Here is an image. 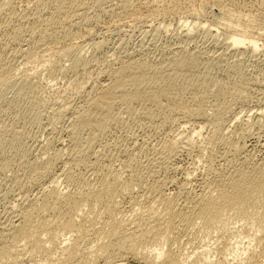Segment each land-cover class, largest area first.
<instances>
[{
  "label": "rangeland",
  "instance_id": "obj_1",
  "mask_svg": "<svg viewBox=\"0 0 264 264\" xmlns=\"http://www.w3.org/2000/svg\"><path fill=\"white\" fill-rule=\"evenodd\" d=\"M14 1L17 15L25 13L29 5L32 7L31 9L35 7L33 0ZM6 7L4 10H9L7 5ZM225 10L228 12L225 13ZM230 10L233 12L230 13ZM223 11L225 15L228 14L231 17L236 15L234 16L235 20H231L233 25L235 23L242 25L243 22L242 26H247L244 29L249 30L250 34L260 37V43H263L264 0H110L100 7L90 8L87 12L88 15L81 17L83 20H77L78 24L70 23L63 33L48 42L34 43L30 37L31 32L26 28L27 31L22 34L23 37L21 36L23 39L20 40L21 42L8 44L2 57L7 68H11L9 74L14 79V83L0 89V227L10 215L12 216V208L20 209L39 191L49 188L48 186L55 181H58L62 192L76 190V187L86 191L88 183H85V179H89V184L94 185L98 177L94 170L97 167L102 169L103 174L107 176L105 178L107 186H110L114 177L120 173L115 179L120 178L121 180H119L123 181L121 183L125 187L128 185L133 187V195L124 194L117 197H120L117 200L120 202L118 208L121 214H125V217L128 216L129 218H126L129 220L136 217L135 214L145 211L150 203L155 205L154 200L158 196L151 190L150 184L153 181L160 179L161 184L164 183L162 184L163 194L170 195L175 201L177 200L180 207L187 209L186 207L190 204L187 202L188 200L185 201L187 195L191 198H198L210 184L206 190L208 193L205 192V194H209L210 189H213L211 188L213 183L210 182L222 173L232 172L235 167L241 164L248 167L250 165V168L259 166V164L264 167V146L262 145L264 127L255 122V120H259L257 113L264 108V52H259L254 56L250 53L226 56L229 58H226L227 62L242 61L243 67L241 66L240 72H245L247 85L245 84L246 89L244 87L241 96L226 99V104L229 102V109L222 116L224 121L220 127L222 131H218L219 141L216 143L210 141L212 136H215L214 130L216 131V127H219L214 121L204 125L203 136L198 139L199 141L193 142L195 146L189 148V146L180 143V138L193 134V129L202 124L200 119L193 116L188 117L186 114L187 117H185L182 113L181 115L180 113L179 115L175 114L176 116H173L175 119L163 121L162 118L151 120L144 119L142 116L129 118L127 113L122 112L121 117L124 122L121 125L112 124L104 129L89 153L86 150L79 153L80 151L78 152L74 148L69 138L70 125L76 120L74 117H77V112L85 106L91 90L98 87L103 81L102 79H107L104 72L109 74L111 64L115 68L119 67L122 57H127L125 58L127 60L135 58L134 60L144 59V61L156 63L160 62L174 48L182 46L184 43L194 51L207 48V52L209 50L211 55L218 49V53H221L226 48V44L222 40L226 36L224 34L228 33L226 24L229 23L224 18ZM5 12L0 13L4 18L9 14L8 11ZM240 20L242 22H238ZM193 23H200L198 31H192L195 38L185 40L182 44L179 40V36H181L179 33H182V30L186 32L185 28L190 27V24L193 26ZM242 26L238 28H243ZM215 32L218 33L220 41L214 40L215 36L212 38ZM211 34L213 35L211 36ZM210 37L212 41L209 40ZM204 39L206 40L204 41ZM99 43H101L100 49L97 48ZM40 44L42 45L40 46ZM68 47L72 48L73 54L65 53L64 50ZM210 53L208 54L210 55ZM74 59H79L78 62L83 59L88 62L85 66L76 67ZM227 66L224 63L220 70L218 68L215 71L214 77L218 78L216 85L223 84L227 78L228 80L237 79V75L229 68L227 69ZM215 87L213 86L210 90L213 88V90H217L218 86ZM210 90H208L209 93H211ZM213 90L212 92H214ZM211 95L202 99V104L206 110H209V114L211 110L213 113L211 108H213L214 98ZM188 97L186 101L189 108L196 110L197 105L195 106V102L189 100L190 97ZM198 101L201 100L198 99ZM16 134L19 135L16 140H22L21 142L14 140ZM219 135L221 136L219 137ZM166 140L167 142L174 141L176 148L174 147V151H164L162 154L161 149ZM49 141L52 142L50 150H48L51 143ZM176 150L178 153L174 154ZM26 151H29L28 156L33 161H40L46 157V159H50L51 155L56 152L61 155L47 175L39 178L36 183H30L27 179L31 175L21 165L24 160H20ZM131 154L134 155V158L133 155L130 156ZM162 155L163 157L167 155L166 159ZM168 156H174V158ZM130 157L135 162L131 161ZM157 157L159 158L157 159ZM168 158L171 159V162ZM131 162L133 163L130 165ZM162 163L166 164V167ZM157 164H160V167ZM167 166L170 168L168 169ZM156 170L158 171L156 172ZM93 171L95 174H92ZM69 173L76 176L78 180L73 183L69 182L67 180ZM138 173L144 175L143 178L146 179L144 178L143 181H146L133 185V180L136 175H139ZM152 173L155 174L152 175ZM156 173L158 174L156 175ZM208 178L211 181L207 180ZM182 185L183 187H181ZM82 186L85 188L83 189ZM140 197H142V202L139 201L142 204L139 206V202L134 200L138 201ZM136 204L138 205L136 206ZM155 206L161 207L158 203ZM159 208L158 210H160ZM262 210L263 207L257 204L245 211L230 214L226 220L228 224L220 229L217 228L218 230L214 226L205 227L198 220L196 225L189 228L188 233H191L188 234L187 231H184V226L177 223L178 230L175 229L173 233L175 235L172 234L170 238L172 246L168 245L169 248L171 247L170 252L171 250L179 252L182 250L185 255L186 253L193 254V252L196 255L204 252L205 249H210L206 264H228L229 262L238 264L241 256L243 258L247 256L243 254L239 256V259L237 257V260H234L230 253L237 246V242H241L240 246L244 247L249 255V261L245 264H261L264 260V213L260 214ZM98 213L100 214L99 211ZM172 236L175 237L172 238ZM205 256L204 254L200 256L203 262ZM123 259L129 264H147L133 255H126ZM194 260L197 262V259L193 258L192 261L194 262ZM210 260L213 262L210 263ZM104 262V260H100L99 264H105ZM190 262L188 263H195ZM203 262L199 261L196 264H203Z\"/></svg>",
  "mask_w": 264,
  "mask_h": 264
},
{
  "label": "bare ground",
  "instance_id": "obj_2",
  "mask_svg": "<svg viewBox=\"0 0 264 264\" xmlns=\"http://www.w3.org/2000/svg\"><path fill=\"white\" fill-rule=\"evenodd\" d=\"M108 1L110 0H33L35 4L33 9H31L32 7L29 5L25 13L23 12V14L17 15L14 0H0V13L6 11L4 10L6 5L9 9L7 10L9 13L7 15L8 17L4 18L2 14H0V89L2 90L14 83V79H12V76L9 74L11 68H7L2 54L8 44L21 42L20 40L23 37L22 34L27 31L26 28L31 32L30 37L34 43L36 42L39 44L46 41L48 42V40L50 41L53 37L63 33L70 23H77V20H81L90 8L100 7ZM7 11L5 13H7ZM227 12L225 10V13ZM232 12L233 11L230 13ZM221 15L222 13L220 16ZM224 16L229 23L227 22L226 24L228 30L225 29L228 33L226 32L227 34H224V36H226L222 40V42L226 44V48L223 51L220 50L222 51L221 53H218V49L217 52L215 50L216 53L212 52L213 54L211 55L209 50L207 52V48L206 50L201 48L199 51H194V49H189L185 43L182 45L185 40L194 37L192 31H198L200 28V23H193V26L190 24V27L187 29L185 28L186 32L182 30V33H179L181 35L179 36V40L182 42V46L174 48L170 53L168 52L169 54L165 55L163 59L161 58L162 60L160 62H149L148 60L144 61V59L134 60L135 58L132 57H128L132 59L127 60L125 59L127 57H122L121 64L118 68L113 67L114 65L112 66L111 64L109 74L108 72H104L107 79H102L103 81L100 82V85L93 89V91L90 89L91 92L89 97H87L88 99H86L85 106L82 107L80 111L78 109L79 112L76 111L78 114L77 117H74L76 120L70 125L69 137L74 148H76L78 152L80 151L79 153L85 150L89 153V150H92L93 144L104 129L112 124L121 125L122 122H124V119H122L123 117H121L122 112H125V114L127 113L129 118L142 116L144 119L151 120L162 118L163 121H169L171 118H174L173 116H176L175 114L179 115V113L180 115L182 113L188 115V117L193 116L200 119L203 124H201L202 126L198 124L200 126L193 129V134L180 138V143L184 144V146H189V148L194 145L193 142L203 136L204 125L210 121H214L216 126L219 127H216V131L214 130V132H216L214 134L215 136L209 139L212 143L218 142V131H222V129H220L223 124L222 116H224L225 112L229 109V102L226 104V99L241 96L246 84L245 72H240L243 67L241 64L242 61L227 62L225 60L229 58L226 56L230 57L244 53H250L254 56L259 52H264V39L262 41L263 43H260V37H256L250 34L248 32L249 30L247 31L244 29L247 26L243 27V22L241 20L238 22H242V25H236V23L233 25L231 20H235L234 18L236 17L234 16L236 15L231 17L228 14H224ZM26 23L29 25L27 26ZM239 26L243 28H238ZM202 28L204 29V27ZM212 35L213 34H211V36ZM214 36V40L220 41L218 33L216 34L215 32L212 38ZM263 36L261 34V37ZM205 40L206 39H204V41ZM209 40H211V37ZM101 43L97 44L98 49L101 48ZM41 45L42 44H40V46ZM208 48L210 47L208 46ZM64 51L67 55L74 53L71 47H68ZM208 53H210V55ZM78 60L79 59H74L76 67L85 66L88 62L84 59L80 62H78ZM224 63L228 65L227 69L229 68L231 72L233 71V73L237 75V79L228 80L227 78V81H223V84L216 85V80L218 78L216 79L214 77L215 71L218 68L220 70V67H222ZM213 86H218L217 90H213L214 88L212 89L214 92L210 90ZM208 90L211 91L212 95ZM209 94L214 98L213 106L211 104L213 113H211V110L210 114L208 113L209 110H206L202 104V99L207 98ZM187 96L190 97L189 100L195 102V106L197 105V109L194 108L196 110L189 108L186 101ZM198 99L201 101L199 102ZM257 114L259 120H255L256 124L264 127V108ZM186 115L185 117H187ZM243 122L246 123L245 121ZM17 136L19 135L16 134L14 140H16ZM220 136L221 135H219V137ZM165 142V144L163 143L162 149L159 147L161 153L164 151H174L176 143L174 141L167 142V140ZM51 145L52 142L49 144L48 150L52 148L50 147ZM262 145L264 146V141ZM241 150L242 149H240V151ZM177 151L178 150H176L174 154L178 153ZM180 152L182 151L180 150ZM156 153L158 155V152ZM28 155L29 151H26V153L20 157V160H24V162L21 164L19 160V163L31 175L28 176L27 180L30 183H36L39 178L48 174L52 165L58 161L61 154H57L56 152L54 155H51L52 157H50V159H46V157L40 161H33ZM132 155L133 154L130 156ZM174 156L168 157L174 158ZM166 157L164 156L163 158L166 159ZM158 158L159 157H157V159ZM154 162H156V160ZM132 163L133 162H131L130 165ZM157 165L159 166L160 164ZM163 165L166 167V164ZM128 167L130 168V166ZM169 168L170 167H168V169ZM94 170L98 177L94 185L89 184V179H85V183H88V189L86 188V191L76 187V190L62 192L57 183L58 181H55L52 185L49 184V188H44L39 191L36 196L34 195V198L32 197V200L26 202L21 208L19 207L20 209L17 210L12 208V216L10 215L0 227V264H99L100 260H104L105 264H129L123 259L126 255H133L147 264H189L188 262H193V258L197 259V262H203L200 257L202 254L207 256L204 258V264L209 258L210 249H205L204 252L196 255H194V252L193 254L186 253L187 256L182 250H180V252L171 250L170 252L171 247L169 248L168 245L172 242L170 239L171 235L174 233L175 229L178 230V227H176L177 223L183 225L184 231L188 233L189 228L191 229L196 225L199 222L198 220H200V223L205 227L214 226L216 229H220L228 224L226 220H228L230 214L232 215L240 211H245V209L247 210L251 206L257 204L263 207L260 214L264 213V167L260 166V164L253 168H250V165L248 167L245 164H241L235 167L232 172H224L222 175L219 174L220 176L210 182L213 183L211 185L213 189H210V191L213 190L215 193L209 191V194H205L206 190L210 187L208 183V188L205 187V191L201 190L204 192L202 196H200L201 192L198 198H191L187 195L185 201L188 200L187 202L190 203L188 207L185 206L187 209L180 207L177 200L175 201L170 195L169 197L165 195V193L163 194L162 184L164 183L161 184V181H159L160 179L153 181L150 187L153 193L158 196L156 198L154 195V198H156L154 202L155 205L158 203L159 206H161L160 208L158 207L160 210L149 202L150 206L147 204L148 207L145 211L143 210L140 212L138 209L140 213L137 215L135 214V219L132 217L133 219L130 218V220L128 216H126L128 218L124 216V213V215L121 214L118 208L120 202L117 200L120 197H117L118 195L124 194L133 195V187L129 185V187H125L122 185L123 181H120V178V180L118 178L115 179L120 173L117 176L114 174L116 176L114 177L115 180L112 177L113 181L111 182L108 180L111 184L109 183L110 186H107V179L105 180L107 176L103 174L102 169L97 167ZM157 171L158 170H156V172ZM93 173L94 171L92 174ZM154 174L155 173H152V175ZM157 174L158 173H156V175ZM136 176L133 180V185H138L146 181H143L145 178H143L144 175L139 174ZM67 180L73 183L78 179L76 176L69 173ZM207 180H209V178ZM181 187H183V185ZM139 188L141 189L140 186ZM206 193H208V191ZM141 198L142 197H140L138 201L133 200L139 202L138 204L140 206L142 204H140ZM138 204H136V206ZM98 208H100L98 211L100 214L102 213V215L98 213ZM174 237L175 236H172V238ZM240 244L241 242H237V246L233 248L230 255L233 256L235 260L237 257L239 259V256L245 254L247 257L243 258L241 256L238 262V264H245L249 261V255L246 249L240 246ZM234 245H236V243H234ZM240 251H242V253H240ZM209 262L212 263L213 261L211 262L210 260ZM228 264L232 263L229 262ZM261 264H264V260Z\"/></svg>",
  "mask_w": 264,
  "mask_h": 264
}]
</instances>
